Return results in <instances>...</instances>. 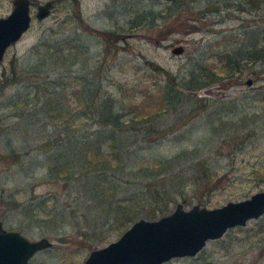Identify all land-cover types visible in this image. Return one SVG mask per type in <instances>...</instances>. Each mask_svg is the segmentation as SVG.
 <instances>
[{
	"label": "rangeland",
	"instance_id": "rangeland-1",
	"mask_svg": "<svg viewBox=\"0 0 264 264\" xmlns=\"http://www.w3.org/2000/svg\"><path fill=\"white\" fill-rule=\"evenodd\" d=\"M38 1L41 0H32L29 27L8 45L0 61V78L2 70L8 73L12 65L22 72L19 80L0 87V216L4 226L18 228L30 238L47 235L52 239L50 246L35 252L29 264H82L92 247L117 238L135 218L123 224L113 219L103 227V238L91 239L84 233L90 229L83 224L82 212L95 214L97 210L81 207L84 200L75 176L66 184L47 171L44 158L52 150L55 136H64L68 131L55 128L49 116L42 117L43 110L39 107L45 96L37 95L35 82L42 81L44 72L37 75L30 71L29 64L40 54L32 44L49 34L81 32L96 52L94 59L100 62L105 57L110 66L106 77L111 81L110 86L116 88L114 81H118L130 92L133 83L152 87L156 80L166 78L164 72L153 67L154 63L182 73L201 60L211 62L214 56L201 58V51L210 43L215 44L217 38L241 35L242 29L249 26H264V0H177L172 8L167 7L171 0H78L82 20L74 15L77 6L73 0H55L51 12L37 19L34 12ZM11 7L12 0H0V15ZM134 8H154L163 15L154 26L133 27L129 20ZM105 30L109 34L104 35ZM177 43H182L184 48L174 53L171 47ZM27 69L30 70L25 73ZM237 74V71L232 76L222 74L200 87L184 88L189 101L175 110L160 113L159 121L167 126V136L145 150L146 156H166L183 147L192 150L196 146L195 151L183 155L168 172L189 174L190 166L201 162L213 172L210 180L214 186L208 189L203 183H194L193 177H183L178 181L180 189L175 190L164 211L139 216L156 218L169 212L178 200L186 207L193 202L219 205L229 198L248 196L264 186V180L256 181L259 169L251 164L264 163V133L254 128L256 132L248 134L251 126L234 128L229 124L231 118H237L239 124L241 115L261 105L264 63L248 65ZM248 77H251L249 83ZM15 93L19 98L27 97L26 107L33 109L30 117L35 119L34 124L21 117V106L26 100L10 101ZM235 106L238 112L232 113ZM75 130L80 132L84 128ZM197 167H201L200 163ZM207 196L209 199L205 200ZM27 198L37 203L39 219L35 220L17 206L19 200ZM52 205L65 207L69 221L61 223L48 217ZM216 262L264 264V213L247 219L245 224L228 227L218 237L208 238L195 254L175 255L161 264Z\"/></svg>",
	"mask_w": 264,
	"mask_h": 264
},
{
	"label": "trees",
	"instance_id": "trees-1",
	"mask_svg": "<svg viewBox=\"0 0 264 264\" xmlns=\"http://www.w3.org/2000/svg\"><path fill=\"white\" fill-rule=\"evenodd\" d=\"M73 2L77 6L74 15L82 20L79 1ZM172 4L177 5V0H171L167 7L172 8ZM162 13L154 8H134L129 25L154 26ZM242 30L241 35L223 36L217 38L215 44L207 45L201 51V58L214 56L213 60L208 63L201 60L182 73L154 63L153 67L164 72L166 78L156 80L152 87L145 84L139 87L133 83L130 92L118 81H114L116 88L110 86L111 81L106 79L110 66L105 57L100 62L94 59L96 52L81 32L62 36L49 34L32 44L31 47L40 54L29 64L32 70L27 69L25 73L29 70L37 75L44 72L42 81L35 82L37 95L45 96L39 107L43 110L42 117L49 116L55 128L68 131L64 136H55L53 148L44 158L47 171L56 180H65L66 184L75 176L84 200L81 207L97 210L95 214L82 212L83 224L90 229L84 233L91 239L103 238V227L106 228L113 219L123 224L142 214L164 211L175 190L180 189L178 181L183 177H193L194 183H203L208 189L214 186L210 180L213 172L201 162L190 166L189 174L168 172L183 155L195 151L196 146L192 150L183 147L166 156H146L145 150L167 136V126L159 121L160 113L167 109L175 110L189 101L184 88L200 87L222 74L232 76L237 71L239 75L248 65L259 61L264 63V26L253 25ZM102 32L109 34L106 30ZM103 54L106 55V51ZM2 71L1 88L19 80L22 75L16 65H12L8 73ZM260 92L261 105L241 115L239 124L237 118H231L230 127L251 126L248 134L256 132L254 128L264 133V86ZM18 98L19 94L15 93L10 101L26 100L21 106V117L34 124L35 119L30 117L33 109L26 107L27 97ZM231 103L236 105L234 101ZM236 108L232 113L238 112ZM80 117L86 119L81 120ZM76 128L84 130L79 132ZM170 129L173 130L172 127ZM171 137L175 139L176 135ZM261 163H251L252 167L259 169L257 182L264 180V163ZM86 199L89 202L86 203ZM208 199L207 196L205 200ZM17 206L35 220L40 218L37 216L38 205L33 199H21ZM51 207L48 217L61 223L69 221L65 207Z\"/></svg>",
	"mask_w": 264,
	"mask_h": 264
},
{
	"label": "water",
	"instance_id": "water-1",
	"mask_svg": "<svg viewBox=\"0 0 264 264\" xmlns=\"http://www.w3.org/2000/svg\"><path fill=\"white\" fill-rule=\"evenodd\" d=\"M32 0H12L10 10L0 15V61L10 43L29 27ZM53 0L36 3L35 16H47ZM182 43L171 47L179 53ZM246 81L249 83L251 77ZM264 213V186L248 196L229 198L219 205L193 202L184 206L178 200L167 213L156 218H135L117 238L92 247L82 264H161L183 254H195L208 238L223 234L230 226L245 224L247 219ZM47 235L30 238L18 228L6 227L0 217V264H27L36 251L52 244ZM208 264H222L220 262Z\"/></svg>",
	"mask_w": 264,
	"mask_h": 264
},
{
	"label": "flooded vegetation",
	"instance_id": "flooded-vegetation-1",
	"mask_svg": "<svg viewBox=\"0 0 264 264\" xmlns=\"http://www.w3.org/2000/svg\"><path fill=\"white\" fill-rule=\"evenodd\" d=\"M41 1H43V0H41ZM37 3V2H36ZM36 3H35V5H36ZM54 3H55V0H53V5H52V7H51V10H52V8H53V6H54ZM32 4V3H31ZM51 12V11H50ZM35 15V14H34ZM36 17V16H35ZM46 17V16H45ZM44 18V17H43ZM43 18H41V19H43ZM1 217V216H0Z\"/></svg>",
	"mask_w": 264,
	"mask_h": 264
}]
</instances>
